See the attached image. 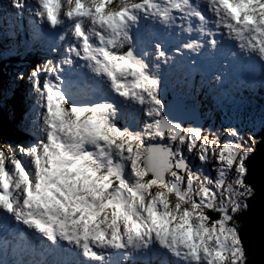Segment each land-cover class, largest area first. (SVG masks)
<instances>
[{
	"label": "snow or ice",
	"instance_id": "1",
	"mask_svg": "<svg viewBox=\"0 0 264 264\" xmlns=\"http://www.w3.org/2000/svg\"><path fill=\"white\" fill-rule=\"evenodd\" d=\"M0 10L27 12L47 48L16 74L38 134L0 142V231L38 240L41 259L15 247L8 259L3 240L0 264H248L234 216L256 195L246 177L258 129L180 119L165 81L203 75L225 50L264 75V0H7Z\"/></svg>",
	"mask_w": 264,
	"mask_h": 264
},
{
	"label": "rangeland",
	"instance_id": "2",
	"mask_svg": "<svg viewBox=\"0 0 264 264\" xmlns=\"http://www.w3.org/2000/svg\"><path fill=\"white\" fill-rule=\"evenodd\" d=\"M24 2L27 4V3H30L31 0H24ZM6 4H7V0H0V5H6ZM31 27L32 26L30 23V19L27 15V12H25V14L23 16H18V15L12 14L11 10H7V11L0 10V57H2V55L9 54V53H14V52L17 53V51L20 49L19 48L20 41H19V37H18L19 34H21L23 37H24V35L27 36V38H25L27 40V44L35 45L36 42H34L31 39ZM16 43H18V45ZM41 46H42V44H41ZM6 69L7 68L0 70V79L2 82L1 83L2 87L0 88L1 94H2L1 97H4V100H2V101L0 100V102L1 103L5 102V105L7 102H10V100H11L10 96L12 95L14 97V95H15V92H14L15 88H13V83L16 87V84L19 82L20 85L23 86L22 91H24L25 88L30 86V85H27V83L25 81H21L19 79H16V74H18L21 71L26 72L28 70V67H26L25 69L24 68H17L14 71H10V73L7 71L8 73L3 74V71ZM253 72L254 71H251L250 73H253ZM179 75L184 77L185 73H182L181 71L177 72V70L172 73V76L174 78L178 77L177 83L172 82V80L170 78L171 74L166 79V81H165V88H166L165 97H166V95L168 96L169 92L173 89H175V91L173 93H179L182 96H186L185 95V93H186L185 87H186V84L188 82H186L182 86H178L179 82H181L180 84H182L184 82L182 80V77ZM243 75H245L244 69L242 71H239V76H243ZM174 78H173V81H174ZM195 83H196V81L194 80L192 85H194ZM200 87H201V89L203 91V95H204L203 96V102H206L205 108H202L203 106L202 107L198 106L199 110L202 113V119H203V117L205 118L204 124L202 125L204 128L211 129V131L216 132L222 126L226 127L230 124L235 125L237 127H247V126H251V125L255 124L256 128L258 129L257 139H259V132L262 128H264V100H262V99H255V100L241 99L243 102L247 103L248 105L244 106L243 108H241L240 110H238L232 114H230V113L224 114L220 111L216 112V114H215V112H214L213 108L210 106V104L215 106L216 108H217L218 104L209 101V97H208V94L206 91L207 88L212 89V84L207 82L205 87H203L201 85H200ZM246 89H248V86L246 87ZM217 94H223L224 99H227L229 97V95L227 93H221L220 88L217 89ZM261 95L264 97V92H261ZM213 97H211V98H213ZM190 98L192 100H194L195 98H197V100H199L198 95L196 93L193 95L191 94ZM166 100H169V98H166ZM185 100H187V99H185ZM222 101L225 103H228L231 106H233L234 108H236V100L229 98L227 101L226 100H222ZM19 103L21 105V112L23 111V114L25 112H27V114H28V108H26L24 106L25 104L21 101H19ZM10 107L11 106H6V113H7L9 118H12V115H14V114H13V110ZM185 108H187V107H185ZM23 114L20 113L19 117H17L15 121L18 120L19 123H22V121H23V123L27 122L28 116H26L27 115L26 114L25 117H23ZM29 116H30V118H36L37 119V116L33 111L29 114ZM183 118L185 119V121H189V122L192 121L191 117H188L187 115H185ZM21 126H23V124H21L19 127H17L15 125V128L20 129ZM36 130H37V126L36 125L34 127L32 126V129H30V131L32 132V135H33V132L34 133L38 132ZM234 220H235L236 224L238 225V227H240L239 223H238L239 219L234 216ZM246 257H248V256H246Z\"/></svg>",
	"mask_w": 264,
	"mask_h": 264
},
{
	"label": "water",
	"instance_id": "3",
	"mask_svg": "<svg viewBox=\"0 0 264 264\" xmlns=\"http://www.w3.org/2000/svg\"><path fill=\"white\" fill-rule=\"evenodd\" d=\"M177 115L182 120L187 115L196 122L193 114L184 109L182 103ZM196 124L201 125V122ZM258 141L256 151L247 161L249 171L246 177V182L255 187L256 195L248 201L247 209L237 214L241 222L239 234L248 264H264V129Z\"/></svg>",
	"mask_w": 264,
	"mask_h": 264
},
{
	"label": "trees",
	"instance_id": "4",
	"mask_svg": "<svg viewBox=\"0 0 264 264\" xmlns=\"http://www.w3.org/2000/svg\"><path fill=\"white\" fill-rule=\"evenodd\" d=\"M9 55H11L10 57H1V63H0V68L4 67L8 64L11 67L14 68H18L21 67V65H25V64H32L35 61H30L26 60V58H22L24 60L21 59L22 55H20L19 53L17 54H13V53H9ZM21 57H20V56ZM5 56V55H3ZM33 57V56H32ZM31 62V63H29ZM2 70V68H1ZM23 86L19 84L18 89L15 91V95L14 97L11 95V100L9 103V105L12 106V110H13V114L12 118H9L7 113H6V108L3 104L0 103V142H16L19 141V137H23L22 132H18L15 129V125L19 126V123H16L17 121L16 118L19 117L20 113H21V105L19 103V96L21 94ZM17 126V127H18ZM25 137V136H24ZM211 215H215V214H211ZM235 217H237V214L235 215ZM238 218V217H237ZM239 226H241V222L238 221ZM240 228V227H239Z\"/></svg>",
	"mask_w": 264,
	"mask_h": 264
},
{
	"label": "bare ground",
	"instance_id": "5",
	"mask_svg": "<svg viewBox=\"0 0 264 264\" xmlns=\"http://www.w3.org/2000/svg\"><path fill=\"white\" fill-rule=\"evenodd\" d=\"M221 40H223V37H219ZM208 69V66L206 67ZM4 85V84H3ZM3 92V91H2ZM125 264H128V262H125Z\"/></svg>",
	"mask_w": 264,
	"mask_h": 264
}]
</instances>
